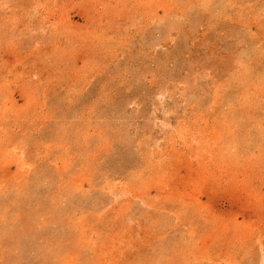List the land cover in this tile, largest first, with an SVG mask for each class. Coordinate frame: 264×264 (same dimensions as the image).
<instances>
[{
  "label": "rangeland",
  "instance_id": "rangeland-1",
  "mask_svg": "<svg viewBox=\"0 0 264 264\" xmlns=\"http://www.w3.org/2000/svg\"><path fill=\"white\" fill-rule=\"evenodd\" d=\"M0 264H264V0H0Z\"/></svg>",
  "mask_w": 264,
  "mask_h": 264
}]
</instances>
